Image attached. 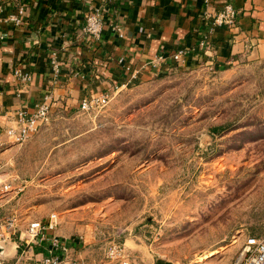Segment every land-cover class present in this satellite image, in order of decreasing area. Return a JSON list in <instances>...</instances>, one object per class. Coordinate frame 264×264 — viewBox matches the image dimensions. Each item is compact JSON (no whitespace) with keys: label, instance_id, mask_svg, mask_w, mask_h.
<instances>
[{"label":"rangeland","instance_id":"obj_1","mask_svg":"<svg viewBox=\"0 0 264 264\" xmlns=\"http://www.w3.org/2000/svg\"><path fill=\"white\" fill-rule=\"evenodd\" d=\"M172 62L6 144L0 181L15 193L0 221L15 215L23 230L56 214V234L79 238L73 258L94 264H233L264 237V59Z\"/></svg>","mask_w":264,"mask_h":264},{"label":"crops","instance_id":"obj_2","mask_svg":"<svg viewBox=\"0 0 264 264\" xmlns=\"http://www.w3.org/2000/svg\"><path fill=\"white\" fill-rule=\"evenodd\" d=\"M24 2L27 11L18 25L10 18L18 15V4L0 0L2 129L20 128L19 112L33 113L47 93L51 95L52 116L57 111L80 107L83 98L106 89L151 79L174 63L169 57L161 68L155 67L153 61L161 53L170 56L186 48L188 63L200 57L225 67L264 59V0ZM226 4L237 11L233 28L215 26L211 19ZM92 7H100L103 12V36L97 42L83 29ZM55 55L60 62L59 72L53 68ZM16 70L29 74L31 79H18ZM14 193L9 192V203L14 201ZM59 236L66 241L69 256H76L81 247L79 238Z\"/></svg>","mask_w":264,"mask_h":264},{"label":"built area","instance_id":"obj_3","mask_svg":"<svg viewBox=\"0 0 264 264\" xmlns=\"http://www.w3.org/2000/svg\"><path fill=\"white\" fill-rule=\"evenodd\" d=\"M13 1L18 4V15H12L10 18L19 25L23 22L22 16L26 14V4L24 0ZM2 11L3 6L0 3V20ZM102 13L100 7H92L86 14V22L83 29L94 42L101 40L103 36L104 21ZM211 19L215 26H229L233 28L237 25V11L231 4H226L223 8L212 14ZM188 53L189 50L186 48L176 50L170 56L161 53L154 59V66L161 68V66L167 63L169 57L176 64L184 63L186 62ZM52 61L54 70L59 72L60 62L56 55L52 58ZM15 75L20 80L29 81L31 79L29 74H23L20 70H16ZM107 103L108 94L100 93L83 98L80 102V108L84 111H91L97 107L105 106ZM50 112L51 95L47 93L44 99L37 104L33 113L19 112L20 128H0V150L8 143L25 142L39 130L42 124L48 121ZM12 190L14 188L10 182L0 181V199L5 198L9 202L11 200L9 192ZM0 207H2L1 204ZM57 227L58 219L56 214H51L46 221H31L23 230L19 228L18 219L15 215L0 221V242L4 243L11 240L16 235L14 243L19 248L18 255L12 263H6L0 258V264H87L69 256V247L66 241L56 234ZM18 231L19 236L17 234ZM37 248H42V250L38 251ZM112 254L121 256L123 259L126 258L122 250H113ZM124 264H128L127 260H124ZM233 264H264V237L249 239L240 256Z\"/></svg>","mask_w":264,"mask_h":264},{"label":"water","instance_id":"obj_4","mask_svg":"<svg viewBox=\"0 0 264 264\" xmlns=\"http://www.w3.org/2000/svg\"><path fill=\"white\" fill-rule=\"evenodd\" d=\"M6 254V247H5V243L0 242V258H2V256Z\"/></svg>","mask_w":264,"mask_h":264},{"label":"bare ground","instance_id":"obj_5","mask_svg":"<svg viewBox=\"0 0 264 264\" xmlns=\"http://www.w3.org/2000/svg\"><path fill=\"white\" fill-rule=\"evenodd\" d=\"M214 252H215V251H211L210 253L206 254V255L203 257V259H205L206 257L211 256V254H213Z\"/></svg>","mask_w":264,"mask_h":264}]
</instances>
